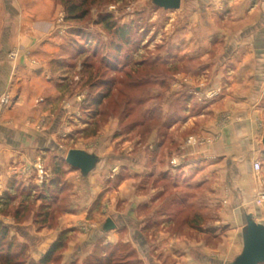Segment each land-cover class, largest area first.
I'll list each match as a JSON object with an SVG mask.
<instances>
[{"label":"crops","instance_id":"1","mask_svg":"<svg viewBox=\"0 0 264 264\" xmlns=\"http://www.w3.org/2000/svg\"><path fill=\"white\" fill-rule=\"evenodd\" d=\"M53 2L0 0L5 18L0 22V208L30 205L19 216H26L25 223L14 231L36 261L68 231L67 245L53 264H86L98 239L105 247L128 248L127 264H227L220 243L208 244L205 237L219 241L227 223L231 228L223 238L240 237L243 251L246 224L237 222L251 216L260 223L261 217L251 205L253 165L264 166V0H182L180 10L168 11V25L180 24L179 38L169 37V45L180 52L167 56L165 72L187 78L192 97L163 140L156 134L149 140L147 185L133 178L108 192L105 177L88 179L65 165L63 180L74 186L70 209L50 229L37 227L33 215L44 200L38 197L35 205L37 192L50 198L54 160L63 149L60 136L68 137L57 132L59 119L51 121L53 100L60 96L53 86L60 66L53 64L65 58L57 53V39H46L55 20ZM177 66L179 73L172 74ZM7 94L15 96L9 109L2 105ZM20 185L24 194L18 193ZM108 218L117 229L104 234ZM14 219L15 213L0 209V221ZM205 221L211 224L205 227Z\"/></svg>","mask_w":264,"mask_h":264},{"label":"rangeland","instance_id":"2","mask_svg":"<svg viewBox=\"0 0 264 264\" xmlns=\"http://www.w3.org/2000/svg\"><path fill=\"white\" fill-rule=\"evenodd\" d=\"M53 1L54 14L51 18L55 20L46 39L56 38L57 53L65 58L53 64V67L60 66V73L53 72V86L55 89L59 87L60 96L53 100L57 105L51 121L54 123L59 119L57 132L68 137L64 139L60 136L59 143L63 149H60V156L53 165V170L55 165L62 169L59 186L49 190L50 198L46 200L44 191L37 192L35 205L38 197L44 200L39 211L33 215L37 227L41 225L50 229L58 224L57 217L70 209L68 202L74 186L63 180V169L70 150L83 149L103 160L87 178L95 175L102 176V179L105 177L108 192H112L110 188H117L133 178H139L141 184L146 186L149 140L154 139V134L163 140L166 129L182 114L192 97L188 95L185 85L187 78H170L165 72L169 67V63H165L167 56L171 53L174 58L180 52L179 46H170L168 41L169 37L178 39L180 35L179 22H174L172 27L168 25L171 12L154 7L152 0H78L79 3L84 1L83 9L87 10V15L84 19L67 22L61 0ZM3 12L4 8L0 13V22L4 24ZM179 69L177 66L172 74L179 73ZM4 99L7 101H3V107L12 108L15 96L7 94ZM72 126L71 132L68 129ZM263 174L264 166L259 174L254 175L255 195L251 206L252 213H261L258 222L264 224V200L261 203L258 201L264 192ZM11 177V181L16 180ZM21 186L18 193L24 194ZM63 190L65 196H61ZM58 195L61 197L59 203L56 199ZM28 207L30 205L24 202L6 209L2 206L0 209L4 215L18 214L14 222L3 223L12 231L16 230L17 226L25 223L26 216H19ZM30 209L33 212L34 206L31 205ZM29 217L31 215L27 219ZM101 222L98 221L99 228ZM203 224L206 227L211 223L205 221ZM238 224L243 227L246 223L241 221ZM230 228L227 223L221 225L219 241L208 237L204 239L214 246L220 243V256L228 257L227 264H233L240 255L239 251H242L240 237L234 241L223 238ZM14 232L16 235L11 239L15 251L21 252L25 260H34L29 253L28 242L18 231ZM232 243L240 245V248L236 250ZM101 245L98 239L94 247L96 253ZM228 250L230 253H227ZM122 251L129 250L120 244L116 248V261L124 258L123 254L118 253ZM106 252L108 254L110 250ZM86 264H95V261L90 259Z\"/></svg>","mask_w":264,"mask_h":264},{"label":"trees","instance_id":"3","mask_svg":"<svg viewBox=\"0 0 264 264\" xmlns=\"http://www.w3.org/2000/svg\"><path fill=\"white\" fill-rule=\"evenodd\" d=\"M61 2L65 7V13H66L65 20L67 22L79 20V19L81 20L86 17L87 10L83 9L85 6L84 1L79 3L78 0H61ZM60 173H62L61 167L55 165V169H54L55 178L51 181L50 190H52L51 188L52 186H54V188L59 186L58 179H60ZM60 188H62V185L60 186ZM17 215L18 214L16 212L15 217H18ZM68 233H69L68 231L62 232L59 235L58 239L51 245L49 250L39 261L25 260L22 258L23 256L21 252L15 251V245H13V241L10 237L9 227L6 226L2 221H0V264H53L54 262L59 260L62 250L67 245ZM119 246L105 247L101 245L100 251L98 253L94 251L92 256L87 259V262L90 259H94L95 264H127L128 260L125 257L126 252L123 251L118 253L123 254L124 258H122V260L120 261L118 260L116 261L117 259L116 248L118 249ZM107 250H110V253L107 254L106 252Z\"/></svg>","mask_w":264,"mask_h":264},{"label":"water","instance_id":"4","mask_svg":"<svg viewBox=\"0 0 264 264\" xmlns=\"http://www.w3.org/2000/svg\"><path fill=\"white\" fill-rule=\"evenodd\" d=\"M152 5L164 11H178L181 9L182 0H152ZM262 144L264 147V137ZM102 162L103 160L97 155L77 149L70 150L66 157V163L80 171L85 178ZM116 229L117 225L114 220L108 218L102 226V233L108 234ZM243 238V251L233 264H264V225L248 216Z\"/></svg>","mask_w":264,"mask_h":264},{"label":"built area","instance_id":"5","mask_svg":"<svg viewBox=\"0 0 264 264\" xmlns=\"http://www.w3.org/2000/svg\"><path fill=\"white\" fill-rule=\"evenodd\" d=\"M4 102L7 101V99L3 100ZM263 168V165L260 161H255L254 165H253V169L255 171V173L259 174L261 172ZM262 200H264V192L261 194V196L259 197V202L261 203Z\"/></svg>","mask_w":264,"mask_h":264}]
</instances>
